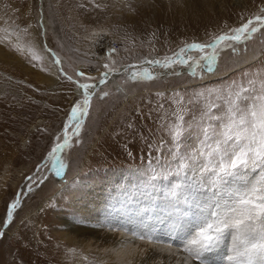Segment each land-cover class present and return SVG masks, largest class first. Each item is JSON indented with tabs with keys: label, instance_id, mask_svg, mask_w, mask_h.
Here are the masks:
<instances>
[{
	"label": "rangeland",
	"instance_id": "1",
	"mask_svg": "<svg viewBox=\"0 0 264 264\" xmlns=\"http://www.w3.org/2000/svg\"><path fill=\"white\" fill-rule=\"evenodd\" d=\"M262 8L264 0H0V264H181L186 254L170 250L184 248L196 210L179 205L189 214L177 221L163 191L167 182L150 180L165 162L156 148L164 135L161 117L171 119L182 98L191 121L207 105L222 104L221 90L226 94L242 78L256 80L258 88L264 35L235 50L222 43L211 73L192 64L201 55L195 50L185 53L188 64L167 69L144 61L163 64L182 47L210 43ZM105 64L117 76L95 92L109 95L94 98L79 143L61 153L66 167L55 176L44 164L76 99L67 77L96 83L108 71ZM132 64L143 65L134 69L138 75L146 68L155 79L129 80ZM29 176L48 179L38 186ZM16 199L5 228L6 206ZM142 216L147 230L133 227L143 238L129 241L136 232L128 220ZM229 242L206 253L207 262L226 264Z\"/></svg>",
	"mask_w": 264,
	"mask_h": 264
},
{
	"label": "snow or ice",
	"instance_id": "2",
	"mask_svg": "<svg viewBox=\"0 0 264 264\" xmlns=\"http://www.w3.org/2000/svg\"><path fill=\"white\" fill-rule=\"evenodd\" d=\"M260 11V15L242 17L238 27L216 36L210 43H191L167 57L163 64L160 60H145L144 64L165 69L175 64L185 65L188 64L185 53L195 50L201 55L192 64L211 73L218 59L217 48L222 43L235 50L236 44L250 40L254 34L264 35V8ZM103 67L108 71L101 73L96 83L77 82L67 77L75 85L76 99L66 113L60 134L53 138L44 164V168H50L55 176H61L66 167L61 153L73 142L79 143L94 98L103 100L109 95L108 92L100 95L95 92L97 85L105 84L112 71L108 64ZM139 68L142 65L129 66V80L139 83L155 79L146 68L138 75L134 69ZM76 76L86 81L96 80L83 72H77ZM212 94L209 90L208 95ZM204 95L197 94L199 97ZM217 98L223 103L207 105L200 109L198 117L193 115L191 121L185 119L182 98L177 101L180 110L173 113L171 119L161 117L160 130L164 135L156 148L157 159L165 162L160 165L163 171L151 175L150 180L167 182L163 191L175 210L177 221L189 214L179 205L196 210L195 227L189 232L190 238L184 241L183 253L186 255L181 264H206V253L219 248L226 238L230 241L226 264H264V78L258 88L256 80L242 78L238 85L233 82L226 94L221 90ZM187 103L199 107L194 99ZM163 107V104L159 105V108ZM190 139L193 140L191 144ZM36 171H41L40 166ZM28 179L39 186L48 177L29 176ZM19 203L16 199L6 206V219L2 221L5 228L12 221ZM175 226L179 227V223ZM3 235L0 232V236Z\"/></svg>",
	"mask_w": 264,
	"mask_h": 264
},
{
	"label": "bare ground",
	"instance_id": "3",
	"mask_svg": "<svg viewBox=\"0 0 264 264\" xmlns=\"http://www.w3.org/2000/svg\"><path fill=\"white\" fill-rule=\"evenodd\" d=\"M104 47H106V48H109L110 47V45H108V44H106ZM102 57L103 56H100V59H102ZM139 65H142V64H139ZM143 66V65H142ZM146 66H147V64H146ZM117 75H114V74H111L110 73V75H108L107 76V78L108 79H111V81H112V78H114V77H116ZM107 79V80H108ZM116 88V87H115ZM95 220L96 221H98L99 222V224H98V227L99 228H103V226H104V223H103V221L100 219V218H98V217H95ZM112 223H113V220H110ZM129 222V226H131L130 227V230H133V231H135L136 232V234H132V237L129 239V241H132V242H135V241H138L139 239H141V238H143V234H141L138 230H140L141 232L142 231H146L147 230V227H145L146 226V224H147V218L145 217V216H142V217H140L139 219H133V218H130L129 220H128ZM64 223H66V224H70V222L68 221V220H64ZM73 223V222H72ZM114 224V223H113ZM71 225V224H70ZM106 225L108 226V228L110 229V235L109 236H113L114 237V235H115V232L113 231V229L108 225V223L106 222ZM133 225L138 229V230H136V229H134V227H133ZM132 233V232H131ZM130 234V233H129ZM167 235L169 236V240L170 241H175V240H173V238L171 237V234L170 233H167ZM108 236V237H109ZM131 236V235H130ZM146 236V235H145ZM107 237V238H108ZM227 239V238H226ZM178 240H182V237L181 236H178ZM221 246H223V245H221ZM219 247V248H217V249H222V247ZM168 249V248H167ZM168 250H170V249H168ZM170 251H174V252H182L183 251V248L182 249H175V250H170ZM208 261V258L206 257V264H212V263H210V262H207Z\"/></svg>",
	"mask_w": 264,
	"mask_h": 264
},
{
	"label": "water",
	"instance_id": "4",
	"mask_svg": "<svg viewBox=\"0 0 264 264\" xmlns=\"http://www.w3.org/2000/svg\"><path fill=\"white\" fill-rule=\"evenodd\" d=\"M133 65V64H132ZM134 65H139V64H134ZM111 74H113V73H111ZM108 75H110V73L108 74ZM108 79V78H107Z\"/></svg>",
	"mask_w": 264,
	"mask_h": 264
}]
</instances>
